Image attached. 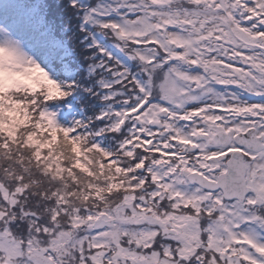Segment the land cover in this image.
Masks as SVG:
<instances>
[{
	"label": "snow or ice",
	"instance_id": "snow-or-ice-1",
	"mask_svg": "<svg viewBox=\"0 0 264 264\" xmlns=\"http://www.w3.org/2000/svg\"><path fill=\"white\" fill-rule=\"evenodd\" d=\"M0 264H264V0H0Z\"/></svg>",
	"mask_w": 264,
	"mask_h": 264
}]
</instances>
